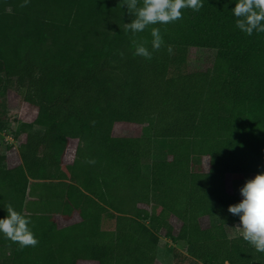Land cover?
Returning a JSON list of instances; mask_svg holds the SVG:
<instances>
[{
    "label": "trees",
    "instance_id": "obj_1",
    "mask_svg": "<svg viewBox=\"0 0 264 264\" xmlns=\"http://www.w3.org/2000/svg\"><path fill=\"white\" fill-rule=\"evenodd\" d=\"M237 2L202 0L199 12L133 37L121 0H0V131L7 92L37 110L7 133L19 165L0 153V219L11 204L39 241L21 249L0 233V264H155L161 232L176 264H264V252L227 232L241 224L228 212L240 200L225 176L264 172V33L236 27ZM152 27L164 41L158 51ZM133 39L152 59L134 54ZM192 49L213 54L203 70L190 71ZM118 123L141 133L115 136ZM35 190L80 222L58 227L52 215L31 214Z\"/></svg>",
    "mask_w": 264,
    "mask_h": 264
},
{
    "label": "clouds",
    "instance_id": "obj_2",
    "mask_svg": "<svg viewBox=\"0 0 264 264\" xmlns=\"http://www.w3.org/2000/svg\"><path fill=\"white\" fill-rule=\"evenodd\" d=\"M28 2L24 0L20 6L26 7ZM120 6H126L129 15L134 17L131 23L123 24V29L135 37V34L145 31L149 26L175 23L183 19L184 9L199 12L203 3L202 0H121ZM232 13L236 18V27L243 33L248 36L253 32L264 33V0H238ZM151 36L152 49L158 51L164 43L160 29L152 27ZM132 43L136 56L152 59V52L145 46L146 41L137 42L133 39ZM168 51H172L171 46ZM240 195L242 201L229 206L228 212L239 216L242 227L237 229L243 239L256 251L264 252V174L246 181L240 189ZM6 211L7 217L0 219V233L17 243L21 249L36 247L39 241L31 230L30 219L17 212L11 204L6 206Z\"/></svg>",
    "mask_w": 264,
    "mask_h": 264
},
{
    "label": "rangeland",
    "instance_id": "obj_3",
    "mask_svg": "<svg viewBox=\"0 0 264 264\" xmlns=\"http://www.w3.org/2000/svg\"><path fill=\"white\" fill-rule=\"evenodd\" d=\"M211 52L202 51V50H190L189 59H188V67L190 71L195 70H203L206 65H208V60L212 57ZM4 111L6 113V120L8 122L7 130L14 131L18 127V125L22 122H32L37 114V110L34 107H31L27 103L23 102L20 96L15 92H7L4 100ZM0 131V153L8 156L9 159V168H14V165H19L20 158L18 155L17 144L14 141V146L12 148L7 149L6 144L3 138L7 136L9 132ZM5 132V133H4ZM141 133V126L127 123H118L114 127L113 134L115 136H138ZM6 139L10 142L11 138L6 137ZM77 146V141H70L67 147V150L63 157V165L66 166L68 163H72L74 157H71L72 151L75 152V148ZM71 152V153H70ZM68 153V154H67ZM74 155V153H73ZM73 158V159H72ZM207 218H201L200 223L202 227H205L208 224ZM109 223V222H108ZM106 223L104 225L105 229H109L110 226ZM172 224L176 230H178L179 222L175 219H172ZM107 225V226H106ZM114 227L112 224L111 229ZM171 246L170 241L164 237V232L159 234V243L157 248V255L155 264H176L175 257L168 250ZM177 251L182 252L180 248H177ZM78 264H96L90 262H80Z\"/></svg>",
    "mask_w": 264,
    "mask_h": 264
},
{
    "label": "crops",
    "instance_id": "obj_4",
    "mask_svg": "<svg viewBox=\"0 0 264 264\" xmlns=\"http://www.w3.org/2000/svg\"><path fill=\"white\" fill-rule=\"evenodd\" d=\"M73 153H74V151H72V154ZM70 164L71 163H68V165H70ZM208 168H209V162H208V159L205 158L202 160V169L204 171H207ZM258 174H264V172L254 173V174H249V175L227 174L225 176L226 192L229 195H233V194L238 195L239 200L241 202L243 197L240 195V189L244 186L246 181L253 179ZM50 198H51V195L49 194L48 191H45L44 194H43V192L38 191V190L32 191L27 196V204H26L27 209L26 210H28L31 214H39V213L44 212L47 215H52V217L55 220V222L57 223L58 227H64V226H68V225L73 224V223L80 222L81 219H80L77 211L73 212L71 218H68L67 216L64 217L61 214V209H58L54 206H49L48 202H49ZM44 202L47 203V204H45V207H44ZM206 220L208 221V219H206ZM106 223H108L109 226L110 225L112 226V224H114V221L112 219L104 218L102 220L101 225H100L102 230L111 231L114 227L111 229V226H110L109 229H105L104 225ZM208 226H209V223L203 228H207ZM237 227H242V226L239 224H234V225H230L227 227V232H228L229 237L242 236V233L237 229ZM83 262L96 263L93 261H83Z\"/></svg>",
    "mask_w": 264,
    "mask_h": 264
},
{
    "label": "built area",
    "instance_id": "obj_5",
    "mask_svg": "<svg viewBox=\"0 0 264 264\" xmlns=\"http://www.w3.org/2000/svg\"><path fill=\"white\" fill-rule=\"evenodd\" d=\"M5 133V132H4ZM6 137H9V138H11V140H10V142L6 139ZM5 138H3L4 139V141H5V144H13V142H14V140H13V138L10 136V135H8L7 134V136H6ZM68 154V153H67ZM69 155H71V157H74V155L73 154H69ZM73 159V158H72ZM17 165H14L13 167H16Z\"/></svg>",
    "mask_w": 264,
    "mask_h": 264
}]
</instances>
